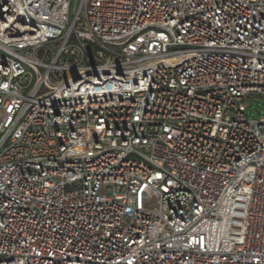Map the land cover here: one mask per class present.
Listing matches in <instances>:
<instances>
[{
    "label": "built area",
    "instance_id": "1",
    "mask_svg": "<svg viewBox=\"0 0 264 264\" xmlns=\"http://www.w3.org/2000/svg\"><path fill=\"white\" fill-rule=\"evenodd\" d=\"M254 97L264 0H0V264H264Z\"/></svg>",
    "mask_w": 264,
    "mask_h": 264
},
{
    "label": "rangeland",
    "instance_id": "2",
    "mask_svg": "<svg viewBox=\"0 0 264 264\" xmlns=\"http://www.w3.org/2000/svg\"><path fill=\"white\" fill-rule=\"evenodd\" d=\"M264 110V101L261 98L254 97L251 99V108H249L247 114L252 119H258L260 117L259 112ZM150 207L153 210H158L159 204L156 198H153L150 202Z\"/></svg>",
    "mask_w": 264,
    "mask_h": 264
}]
</instances>
